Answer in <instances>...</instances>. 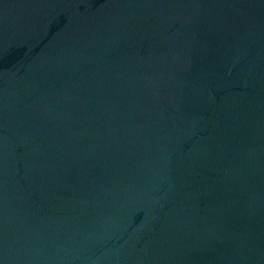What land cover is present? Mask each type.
<instances>
[{"label": "water", "instance_id": "1", "mask_svg": "<svg viewBox=\"0 0 264 264\" xmlns=\"http://www.w3.org/2000/svg\"><path fill=\"white\" fill-rule=\"evenodd\" d=\"M0 264H264V0H0Z\"/></svg>", "mask_w": 264, "mask_h": 264}]
</instances>
